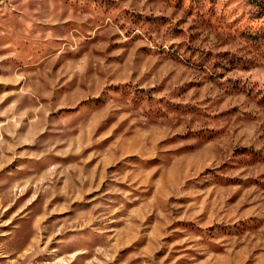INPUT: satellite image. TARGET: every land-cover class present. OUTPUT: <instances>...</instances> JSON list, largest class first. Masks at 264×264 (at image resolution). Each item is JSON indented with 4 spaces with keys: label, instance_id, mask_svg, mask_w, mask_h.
Wrapping results in <instances>:
<instances>
[{
    "label": "rangeland",
    "instance_id": "obj_1",
    "mask_svg": "<svg viewBox=\"0 0 264 264\" xmlns=\"http://www.w3.org/2000/svg\"><path fill=\"white\" fill-rule=\"evenodd\" d=\"M0 264H264V6L0 0Z\"/></svg>",
    "mask_w": 264,
    "mask_h": 264
},
{
    "label": "trees",
    "instance_id": "obj_2",
    "mask_svg": "<svg viewBox=\"0 0 264 264\" xmlns=\"http://www.w3.org/2000/svg\"><path fill=\"white\" fill-rule=\"evenodd\" d=\"M249 2L256 6H264V0H249Z\"/></svg>",
    "mask_w": 264,
    "mask_h": 264
}]
</instances>
